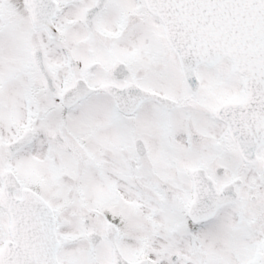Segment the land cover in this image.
Listing matches in <instances>:
<instances>
[{
    "label": "snow or ice",
    "instance_id": "1",
    "mask_svg": "<svg viewBox=\"0 0 264 264\" xmlns=\"http://www.w3.org/2000/svg\"><path fill=\"white\" fill-rule=\"evenodd\" d=\"M0 264H264V0H0Z\"/></svg>",
    "mask_w": 264,
    "mask_h": 264
}]
</instances>
